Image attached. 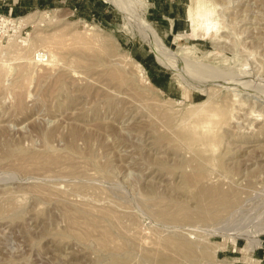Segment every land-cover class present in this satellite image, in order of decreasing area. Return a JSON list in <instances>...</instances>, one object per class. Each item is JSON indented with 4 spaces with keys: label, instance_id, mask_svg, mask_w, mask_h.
<instances>
[{
    "label": "rangeland",
    "instance_id": "1",
    "mask_svg": "<svg viewBox=\"0 0 264 264\" xmlns=\"http://www.w3.org/2000/svg\"><path fill=\"white\" fill-rule=\"evenodd\" d=\"M197 1L0 0V264H264V0Z\"/></svg>",
    "mask_w": 264,
    "mask_h": 264
},
{
    "label": "bare ground",
    "instance_id": "2",
    "mask_svg": "<svg viewBox=\"0 0 264 264\" xmlns=\"http://www.w3.org/2000/svg\"><path fill=\"white\" fill-rule=\"evenodd\" d=\"M208 3V2H207ZM212 3V2H211ZM213 5V4H212ZM206 6V3L205 2H202V1H197V3H191L187 6L186 8V27L187 28H192L193 30H195L196 28H203L204 30H206L207 32L210 31V30H220V26H219V23H218V19L216 21V19L213 17V11L216 10L213 8L212 9H206L205 8ZM215 6V5H214ZM212 7V6H210ZM218 9V8H217ZM24 21V19H21V21ZM3 21H6V19H3ZM20 21V22H21ZM15 21H11V23H14ZM46 60V59H43V61ZM42 61V59L40 61H38V63L40 64H43L44 62ZM143 76V75H142ZM241 104V103H240ZM242 105V104H241ZM240 108V107H239ZM228 204H230V201L228 199V201L226 202L225 205L221 206L220 209H224L223 207H225L226 205L228 206ZM230 207V205L228 206V208ZM219 208L211 211L208 215H207V219H209L208 217L210 216L211 220L213 219L214 220V217L213 215L219 213L220 209L218 210ZM227 209V208H225ZM218 210V212H217ZM215 211L217 213H215ZM212 215V216H211ZM213 217V218H212ZM203 217H201L200 219H202ZM218 217L215 218V220L217 219ZM205 219V218H203ZM252 232V231H251ZM260 234V233H258ZM179 245H182L185 250L190 254L193 250V244L190 243V242H179ZM196 248V247H195ZM202 248V247H200ZM204 249L202 248V251ZM197 250H195L196 252ZM200 251H198L199 253ZM197 253V254H198ZM200 253H203V252H200ZM193 255V253H192Z\"/></svg>",
    "mask_w": 264,
    "mask_h": 264
},
{
    "label": "built area",
    "instance_id": "3",
    "mask_svg": "<svg viewBox=\"0 0 264 264\" xmlns=\"http://www.w3.org/2000/svg\"><path fill=\"white\" fill-rule=\"evenodd\" d=\"M34 58H35V60L38 62V61H40L41 59H42V61H43V59H46V56H45V54L43 53V52H41V51H36L35 52V54H34ZM45 61V60H44ZM43 61V62H44Z\"/></svg>",
    "mask_w": 264,
    "mask_h": 264
}]
</instances>
